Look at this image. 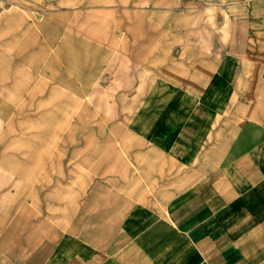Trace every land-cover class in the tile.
Wrapping results in <instances>:
<instances>
[{
	"label": "crops",
	"instance_id": "1",
	"mask_svg": "<svg viewBox=\"0 0 264 264\" xmlns=\"http://www.w3.org/2000/svg\"><path fill=\"white\" fill-rule=\"evenodd\" d=\"M221 10L153 53L125 157L65 227L43 220L39 190L2 208L0 264H264V0ZM131 23L124 86L143 53Z\"/></svg>",
	"mask_w": 264,
	"mask_h": 264
},
{
	"label": "rangeland",
	"instance_id": "2",
	"mask_svg": "<svg viewBox=\"0 0 264 264\" xmlns=\"http://www.w3.org/2000/svg\"><path fill=\"white\" fill-rule=\"evenodd\" d=\"M221 1L0 0V212L18 191L34 205L28 193L39 190L43 220L65 227L125 157L126 120L153 53L165 52L169 31L189 29L193 15L220 18ZM130 23L143 53L138 85L124 86Z\"/></svg>",
	"mask_w": 264,
	"mask_h": 264
}]
</instances>
